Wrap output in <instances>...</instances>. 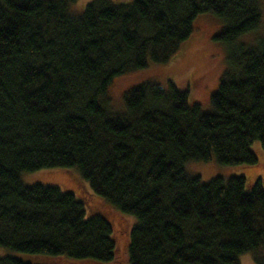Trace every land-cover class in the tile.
<instances>
[{
  "label": "trees",
  "instance_id": "trees-1",
  "mask_svg": "<svg viewBox=\"0 0 264 264\" xmlns=\"http://www.w3.org/2000/svg\"><path fill=\"white\" fill-rule=\"evenodd\" d=\"M77 2L0 0V264H123L115 224L127 264H264V35L239 42L262 1ZM201 14L229 47L211 109L147 81L115 111L114 80L172 63ZM211 160L239 175L187 170ZM51 168L76 190L23 182Z\"/></svg>",
  "mask_w": 264,
  "mask_h": 264
},
{
  "label": "rangeland",
  "instance_id": "rangeland-1",
  "mask_svg": "<svg viewBox=\"0 0 264 264\" xmlns=\"http://www.w3.org/2000/svg\"><path fill=\"white\" fill-rule=\"evenodd\" d=\"M91 1L93 0H78L77 3L86 6ZM122 1L128 2L131 0ZM261 1L264 5V0ZM223 27L224 22L217 15H199L195 20V31L193 35L172 63L141 69L134 73L117 77L114 80L109 89L112 108L118 112L124 110V94L128 89L139 86L147 81H160L163 84L172 82L176 84L179 89L188 90L191 104L200 103L205 110H210L212 107L211 96L218 89L221 76L227 67L229 47L216 39V36L221 33ZM259 33L262 35H259ZM263 35L264 14L262 26L259 31L243 35L239 42L254 43L258 37ZM187 170L193 175H199L203 182H208L218 176L229 178L239 175L234 167L219 164L216 160L190 163L187 165ZM252 175L256 176L254 174ZM23 182L27 185L41 183L56 185L67 191L76 190L71 171L68 173L65 172V170L62 171L56 168L33 172L27 175L23 179ZM118 220H123V224L126 225L125 219L119 218L117 221ZM129 221L131 222V220ZM117 227L118 229L120 228V221H118ZM115 229L117 231V240L120 247L119 257L124 264L126 260H128L129 243L126 234L123 231H118L116 224ZM241 263L256 264L254 255H243L241 257Z\"/></svg>",
  "mask_w": 264,
  "mask_h": 264
}]
</instances>
